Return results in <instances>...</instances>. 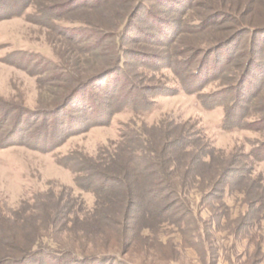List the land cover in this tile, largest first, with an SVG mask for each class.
I'll list each match as a JSON object with an SVG mask.
<instances>
[{"label":"rangeland","instance_id":"1","mask_svg":"<svg viewBox=\"0 0 264 264\" xmlns=\"http://www.w3.org/2000/svg\"><path fill=\"white\" fill-rule=\"evenodd\" d=\"M67 1L0 0L5 7L0 12V210L26 208L47 192L91 209V190H79L76 175L65 167L74 154L98 160L127 127L164 122L191 135L190 152L215 164L227 160L244 177L230 180L223 192L206 200L191 191L195 220L182 226L184 234L174 225L144 226L132 234L135 244L128 253L116 255L110 264H264L263 213L245 231L235 223L245 212V195L256 190L254 185L264 186V162H259L264 159V32H257L264 27V0H77L57 8ZM129 2L133 11L125 13ZM18 3L26 9L23 16H17ZM41 6L46 14L37 19L35 7ZM123 16L132 17L133 24L121 40L128 63L124 72L131 71L143 88L134 96L136 102L151 109L139 114L121 110L124 101L118 102L129 84L120 77L117 92H112L115 87L110 93L99 91L101 108L58 107L76 83L108 68L103 60L111 41H103L101 32L124 33ZM69 25H88L89 30L72 36L62 30ZM250 38L252 52L246 49ZM195 69L199 77L191 81ZM202 97L217 99V104L202 103ZM233 99L234 106L227 107ZM82 106H88L86 99ZM226 112L240 121L237 127H223ZM253 122L261 123L251 126ZM56 123L59 138L51 140ZM69 234L80 235L81 230ZM88 247L99 246L92 242Z\"/></svg>","mask_w":264,"mask_h":264},{"label":"trees","instance_id":"2","mask_svg":"<svg viewBox=\"0 0 264 264\" xmlns=\"http://www.w3.org/2000/svg\"><path fill=\"white\" fill-rule=\"evenodd\" d=\"M75 1L77 0H68L57 8L63 10ZM128 4L123 7L125 13L133 11V8L130 9L131 3ZM18 5L21 12L17 16L25 15L24 5L20 3ZM43 7H35L38 10L34 15L37 19L46 14L43 12L46 6ZM3 9L5 10L4 5L0 3V12L4 13ZM145 9L146 6L142 4L141 11L145 12ZM151 12V8L147 7V15L153 18L155 14ZM131 18L124 17L122 27V31L125 28L124 33L101 32L103 41H111L108 54L103 60V64L108 68H103L76 83L64 95L58 107L65 109L76 106L79 111L101 108L103 100L99 91L110 93L112 87H115L112 92H117L116 85L124 78L129 88L123 95L124 99L118 102L121 105L124 101L121 110L129 108L139 114L151 109V106L146 105L147 107L143 108L136 102L134 96L138 91L143 93V88L130 76L131 71L128 70V74L124 72L128 63L124 60L125 52L121 49V40L127 35L128 28L133 25ZM62 30L73 33L72 36H80L89 30V26H62ZM246 30L254 32L252 29ZM257 32H264V27L257 29ZM166 35L162 33V36ZM244 35L245 33H238L240 37ZM252 41L250 38L247 43L248 52L253 51ZM133 54L138 55L134 52ZM147 56L149 55L146 54ZM210 56L214 55L211 53ZM135 57L137 59L136 55ZM198 77L197 69L193 70L190 75L191 81H196ZM245 82L241 87L245 86ZM238 87L237 83L234 91L239 90ZM149 92L145 91V94ZM189 92L197 91L190 89ZM85 99L88 101L87 107L82 106ZM201 101L213 106L218 100L207 102L202 97ZM235 102L234 99L229 101L227 107H233ZM234 117L236 116L229 117L226 112L223 127L228 128L229 125L240 123L238 120L234 121ZM256 123L253 122L251 126ZM57 126L59 127L56 123L52 129L51 140L59 138L55 136ZM126 129V132L120 135L117 144L106 149L98 160L74 154L71 163L65 165L76 175L74 185L79 190H85L84 187L91 190L95 198L91 209L73 204L72 197L67 199L63 194L47 192L43 195L45 199L36 200L26 208L21 207L19 210L7 212L0 210V264H110L111 261L115 263L116 255L128 253V247L135 244L132 234L151 224L174 225L184 234L182 226H188L190 221L195 220L188 201L191 191L199 192L201 198L206 200L209 196L223 192L230 180L244 177L243 171L231 166L227 160L223 159L220 164H215L209 161L211 158L208 160L207 157L198 156L197 152H190L193 148L191 135L177 133L176 126L159 122L149 128ZM263 151L264 147L261 148L260 155ZM259 162H264V159H260ZM254 187L256 190L251 191L250 195H245L242 202L240 201L245 207V212L235 220L244 231L250 227L249 221L252 218L259 216L260 213L264 216V186ZM184 216L191 219L186 222ZM78 229L81 230L80 235L69 234L71 231L75 233ZM92 242L98 244V249L88 247Z\"/></svg>","mask_w":264,"mask_h":264}]
</instances>
